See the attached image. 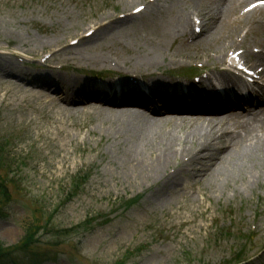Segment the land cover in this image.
<instances>
[{
  "label": "rangeland",
  "instance_id": "obj_1",
  "mask_svg": "<svg viewBox=\"0 0 264 264\" xmlns=\"http://www.w3.org/2000/svg\"><path fill=\"white\" fill-rule=\"evenodd\" d=\"M133 1L0 0V241L6 249L41 241L52 254L43 264H223L235 248L256 255L264 249V108L249 123V137L225 136L220 146L213 137L194 140L155 174L147 165L161 155L158 144L187 146L188 134L146 127L130 136L119 132L121 123H88L72 113L50 118L28 96L23 79L37 76L41 63L83 83L94 74L131 73L175 82L207 75L234 47L264 48V25L237 13L202 44L182 39L175 30L184 0L74 48L98 21L107 26L154 0ZM209 140L220 151L237 141L234 157L242 160H226L217 171L210 163L205 171L186 166ZM251 231L260 236L251 240Z\"/></svg>",
  "mask_w": 264,
  "mask_h": 264
},
{
  "label": "bare ground",
  "instance_id": "obj_2",
  "mask_svg": "<svg viewBox=\"0 0 264 264\" xmlns=\"http://www.w3.org/2000/svg\"><path fill=\"white\" fill-rule=\"evenodd\" d=\"M171 1L172 0H160V2L157 5H153L152 3H150L148 8L149 9L151 8L154 11L158 10L157 12L161 13V11H164L168 8V4ZM201 1L202 0H193V4L197 7ZM133 2L134 1L131 0V2H129L127 4V6L132 5ZM237 2H238V0H230V1H228V3H226L225 0H215L214 7L213 8L209 7L208 13L204 12L206 21L204 22L203 29L208 24H215L217 21L220 22L225 11H226V9L228 8V6L235 5ZM103 21H106V19ZM103 21H98L96 23V25H94V27L90 28L89 30H86L85 33H82L81 38L78 39V42L76 43V47H74V48L76 49L78 47H82L88 41L93 40L97 36L105 35L112 30L119 29L118 24H120L121 22H124L123 20L118 19L116 21L108 23V25L106 26V25L101 24ZM192 22H193V20H191V17L189 16L188 13L183 14L182 16L177 18V25H176L177 30L176 31L180 34V36H183L186 34H192L193 35V30H192L193 24H192ZM92 31H93L92 36L84 37L85 35H83V34H86L87 32H92ZM260 59L264 61V56H262ZM220 60L223 62L225 61L224 58L220 59ZM155 64L156 63H154V65ZM228 74L225 72L222 73V72H220V70L218 68H216L215 71L213 72V74L211 75V77L207 80H204L201 83V85L199 84V86H198L199 88H196V90H194V92H197V89H199L200 91H202V92H199L200 94H207V92H209V89H210L209 84H211V81H213V80L220 79L223 82L225 81L226 84L227 83L230 84V81L232 80V78L229 76L230 74L229 75ZM17 76H19V75H17ZM43 79H45V80L47 79V80H49V82L54 84L55 87L53 89H57L56 85L64 84L66 86L68 85L71 89L78 90L77 88L82 83V81L80 79H78V80L74 79V76H67V78H66L62 75H59L58 73L54 74V73H52V70L47 69V71L44 73V75L41 74L38 78H35V83L33 84V86H37V87L44 86L45 82ZM233 79L239 80L238 78H233ZM33 88H35V87H33ZM183 89H184V86H180V87L179 86L175 87V85L174 86L166 85L164 87L163 86H157V90L155 89L154 97H157L158 100H160V98L165 99L168 94L175 95L176 92L178 93L179 91H181ZM27 90L29 91L28 96H30V97H36V96L39 97V95H40L41 97L45 98L43 100L45 103H47V102L50 103L53 101L50 95L43 94L41 91L37 90V88H35V89L29 88ZM232 91H234V90H232ZM123 92H125V90ZM259 92H260L259 94L256 93L258 96H261L262 94H264V87H261ZM214 94H215V96H221V95H226L229 93H228V89L227 90L223 89L221 92L214 93ZM89 98L91 100L90 102H92L93 100H100V98L97 96H92ZM108 101L111 103L114 100H111V101L108 100ZM88 105H90L88 101H83L82 107H86ZM160 115H162V114H160ZM193 117H197V116H193ZM176 118L177 117H165V118H162L159 120L160 121H162V120L163 121H166V120H172L173 121ZM189 118H192V117H189ZM124 123H126L130 126H126V124H124ZM121 124H123V128H120L119 130H121V131H119V132L122 134L125 133V134H128L131 136L132 134H134L133 131H135V130L140 131L138 129L139 126L137 124H135L134 121H132V120L129 122H123ZM230 124H232L234 126H238L239 128H242V133L244 134V136H241L240 134H231V135H229L231 137L234 136L235 138H237V139L241 138V140H242L243 137H245V136L249 137L250 134L252 133L253 128L246 125L245 119H241V120L235 119L234 121H231ZM169 132L175 134L176 129L173 128ZM210 136H213V128L210 125L209 126L208 125L207 126L201 125V127L198 130L194 131L190 135V137H189L190 139L188 140L187 146L182 147L181 143L175 144V142L172 140H167L166 141L167 143H165V144H164V142H162L160 145L158 144V148L156 149L157 151H161V153H160L161 155L159 156V158L156 161H154L153 164H148L147 166L153 168L151 171L154 173L156 172L155 174H157L158 172L161 173V170L167 169L174 161H176L175 159L178 157V155H177L178 149H184V151H185L186 148H188V146L192 145L191 143H194V140H199V139H203V138L209 139ZM231 137H229V138H231ZM141 143H143V142H141ZM240 145L241 144H238L236 141V142H233L231 144L230 148H225L224 150H221L220 152H216L212 157L215 164H217L218 161L221 163V162H224L226 160H232L233 159V166L237 165L242 160V157H240V156L234 157L233 152L235 150H238V147ZM208 150H209V148L200 151V153L198 154V157H196V158L194 157L192 159L191 163H189V164L190 165H192V164L198 165L199 164V167L200 166L202 167V163H203L202 161L205 159V156L207 153L205 151H208ZM223 154H225V155H223ZM129 159L131 161H134V162L138 161V159L135 156L130 157ZM179 182L180 181L177 178L172 182V184H178ZM8 232L13 233L14 230L11 229ZM37 241L38 240H36V239L31 241L32 245L34 246V244ZM40 242L41 241H38L37 243H39V245H40Z\"/></svg>",
  "mask_w": 264,
  "mask_h": 264
},
{
  "label": "trees",
  "instance_id": "obj_3",
  "mask_svg": "<svg viewBox=\"0 0 264 264\" xmlns=\"http://www.w3.org/2000/svg\"><path fill=\"white\" fill-rule=\"evenodd\" d=\"M2 204L3 202L0 201V205ZM1 208L2 207L0 206V210ZM33 240L34 239L30 240L26 238L21 245L10 249H6L4 243L0 241V264H43L44 262L51 260L52 254L42 252H48L49 249L40 246L39 243H37L38 241L33 246L31 243Z\"/></svg>",
  "mask_w": 264,
  "mask_h": 264
}]
</instances>
